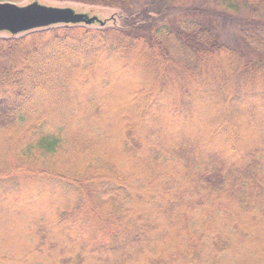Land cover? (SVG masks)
Instances as JSON below:
<instances>
[{
  "label": "trees",
  "instance_id": "1",
  "mask_svg": "<svg viewBox=\"0 0 264 264\" xmlns=\"http://www.w3.org/2000/svg\"><path fill=\"white\" fill-rule=\"evenodd\" d=\"M50 1L118 16L0 37V264H264V0Z\"/></svg>",
  "mask_w": 264,
  "mask_h": 264
},
{
  "label": "water",
  "instance_id": "2",
  "mask_svg": "<svg viewBox=\"0 0 264 264\" xmlns=\"http://www.w3.org/2000/svg\"><path fill=\"white\" fill-rule=\"evenodd\" d=\"M103 27L106 20L86 13H78L70 7L46 6L37 1L26 5L0 2V33L11 36L54 26L94 25Z\"/></svg>",
  "mask_w": 264,
  "mask_h": 264
},
{
  "label": "rangeland",
  "instance_id": "3",
  "mask_svg": "<svg viewBox=\"0 0 264 264\" xmlns=\"http://www.w3.org/2000/svg\"><path fill=\"white\" fill-rule=\"evenodd\" d=\"M34 1H37L38 3L42 5H46V6L70 7V8H73L78 13H86L89 16H96L100 20H106L107 24H111V19L115 18V21H116L117 16H118L116 14L117 12L113 9H107V8L95 7V6H87V5L70 4V3H61V2L50 1V0H24L22 3H15V4L26 5ZM6 35H7L6 33H0V37H5ZM40 202L41 200H38L37 204H39Z\"/></svg>",
  "mask_w": 264,
  "mask_h": 264
}]
</instances>
